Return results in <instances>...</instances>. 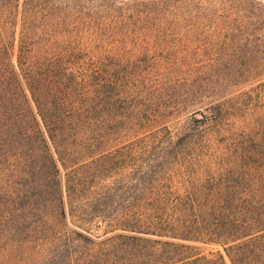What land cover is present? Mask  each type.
Segmentation results:
<instances>
[{"label": "trees", "instance_id": "16d2710c", "mask_svg": "<svg viewBox=\"0 0 264 264\" xmlns=\"http://www.w3.org/2000/svg\"><path fill=\"white\" fill-rule=\"evenodd\" d=\"M180 2L0 0V264H264V81L143 46Z\"/></svg>", "mask_w": 264, "mask_h": 264}, {"label": "rangeland", "instance_id": "374dc122", "mask_svg": "<svg viewBox=\"0 0 264 264\" xmlns=\"http://www.w3.org/2000/svg\"><path fill=\"white\" fill-rule=\"evenodd\" d=\"M181 1L147 19L143 46L170 50L173 61L197 70L192 78L247 83L240 87L264 81V0Z\"/></svg>", "mask_w": 264, "mask_h": 264}]
</instances>
